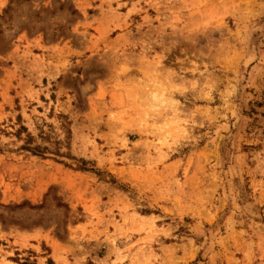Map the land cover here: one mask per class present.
I'll return each instance as SVG.
<instances>
[{
    "label": "rangeland",
    "instance_id": "1",
    "mask_svg": "<svg viewBox=\"0 0 264 264\" xmlns=\"http://www.w3.org/2000/svg\"><path fill=\"white\" fill-rule=\"evenodd\" d=\"M0 264H264V0H0Z\"/></svg>",
    "mask_w": 264,
    "mask_h": 264
},
{
    "label": "trees",
    "instance_id": "2",
    "mask_svg": "<svg viewBox=\"0 0 264 264\" xmlns=\"http://www.w3.org/2000/svg\"><path fill=\"white\" fill-rule=\"evenodd\" d=\"M30 138H31V136H30ZM27 146H28V147H26L27 149L33 151L35 154H39L37 151H40V149H41L40 147H30L29 145H27ZM82 168L88 170V168H86V167H82Z\"/></svg>",
    "mask_w": 264,
    "mask_h": 264
},
{
    "label": "bare ground",
    "instance_id": "3",
    "mask_svg": "<svg viewBox=\"0 0 264 264\" xmlns=\"http://www.w3.org/2000/svg\"><path fill=\"white\" fill-rule=\"evenodd\" d=\"M157 97H159V94H157Z\"/></svg>",
    "mask_w": 264,
    "mask_h": 264
}]
</instances>
